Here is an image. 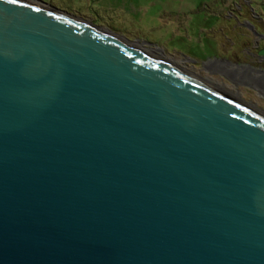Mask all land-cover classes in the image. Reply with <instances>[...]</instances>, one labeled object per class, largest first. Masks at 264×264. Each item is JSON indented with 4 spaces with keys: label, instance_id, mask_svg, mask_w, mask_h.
Wrapping results in <instances>:
<instances>
[{
    "label": "water",
    "instance_id": "1",
    "mask_svg": "<svg viewBox=\"0 0 264 264\" xmlns=\"http://www.w3.org/2000/svg\"><path fill=\"white\" fill-rule=\"evenodd\" d=\"M0 264H264V113L88 19L0 0Z\"/></svg>",
    "mask_w": 264,
    "mask_h": 264
},
{
    "label": "rangeland",
    "instance_id": "2",
    "mask_svg": "<svg viewBox=\"0 0 264 264\" xmlns=\"http://www.w3.org/2000/svg\"><path fill=\"white\" fill-rule=\"evenodd\" d=\"M148 48L264 113V0H42ZM249 32L251 41L238 39ZM235 53L241 59L232 57Z\"/></svg>",
    "mask_w": 264,
    "mask_h": 264
},
{
    "label": "flooded vegetation",
    "instance_id": "3",
    "mask_svg": "<svg viewBox=\"0 0 264 264\" xmlns=\"http://www.w3.org/2000/svg\"><path fill=\"white\" fill-rule=\"evenodd\" d=\"M238 39L243 42H249L251 41L252 36L249 32L240 33L238 35ZM255 49H256V52L253 54V59H251V62L257 63V61H260L262 62L261 65L264 67V54L261 52L264 49V43H261L260 39H256ZM232 57H236L240 59L238 55L235 53L232 54Z\"/></svg>",
    "mask_w": 264,
    "mask_h": 264
}]
</instances>
